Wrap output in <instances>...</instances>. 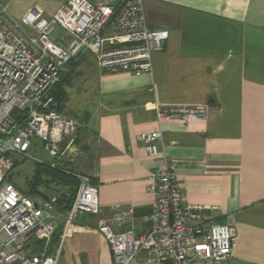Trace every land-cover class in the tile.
I'll return each instance as SVG.
<instances>
[{
	"label": "crops",
	"instance_id": "crops-1",
	"mask_svg": "<svg viewBox=\"0 0 264 264\" xmlns=\"http://www.w3.org/2000/svg\"><path fill=\"white\" fill-rule=\"evenodd\" d=\"M68 1L10 0L7 17L11 7L22 16L33 8L51 17ZM144 2L149 28L168 30L169 39L153 56L151 74L101 72L95 63V101L81 112L86 122L65 165L98 186L101 214L90 225L75 223L73 236L57 248L58 264H114L95 227L118 206L135 211L136 233L143 235L154 201L150 177L166 167L185 203L202 205L208 222L233 228L226 264H264V0ZM157 105L206 116L158 122ZM158 130L163 140L151 156L138 136ZM135 264H150L146 253Z\"/></svg>",
	"mask_w": 264,
	"mask_h": 264
},
{
	"label": "built area",
	"instance_id": "built-area-1",
	"mask_svg": "<svg viewBox=\"0 0 264 264\" xmlns=\"http://www.w3.org/2000/svg\"><path fill=\"white\" fill-rule=\"evenodd\" d=\"M9 2L0 0V264H58L59 255L47 254L49 244L60 223L64 242L73 236L80 215L101 214L98 186L89 176L75 175V201L61 215L55 200L38 203L10 181L14 157L51 168L71 158L81 125L59 111L52 92L73 59L90 53L101 72L151 74L153 56L164 51L169 32L149 28L144 0H122L119 5L69 0L51 17L32 9L21 19L27 32L8 19ZM56 27L62 33L53 38ZM155 111L158 122L192 123L206 116L201 109L157 105ZM138 140L155 156L163 137L158 130L142 133ZM40 142L52 158L49 164L31 154ZM149 190L154 201L144 218L143 235L136 233L133 209L113 206L112 215L99 223L98 233L109 244L114 264H135L141 253L150 264L228 262L235 246L233 228L208 222L202 205L185 203L169 167L151 175ZM38 242L45 243L40 252L35 251Z\"/></svg>",
	"mask_w": 264,
	"mask_h": 264
},
{
	"label": "rangeland",
	"instance_id": "rangeland-1",
	"mask_svg": "<svg viewBox=\"0 0 264 264\" xmlns=\"http://www.w3.org/2000/svg\"><path fill=\"white\" fill-rule=\"evenodd\" d=\"M13 9V13L10 14L11 21L20 28L28 31L21 24L22 15L20 13L21 10L11 7ZM33 9V8H32ZM31 9V10H32ZM48 13V12H47ZM49 17V16H48ZM62 33V30L58 27L55 29V33L53 34V38H57ZM82 55L77 58L74 64L69 69V72L66 77L65 85H66V99L62 102L63 112L66 116L77 120V122L81 125L80 130L83 128L84 124L82 120L85 118L81 112L88 109V101L91 98L95 101L94 93L96 92V80L94 77L95 71V62L93 58L89 55ZM190 110V109H186ZM34 145H38L37 140L33 141ZM43 143H39V146H35L31 151V154L34 158H39L43 160L45 163L49 164L52 162V158L49 156L47 152L43 149ZM73 155V154H72ZM69 156V155H68ZM72 157V156H71ZM16 167L11 172V182L14 183L17 187L23 190L25 193H30L28 188L31 186V181L33 180V176L35 174L36 165L39 164L35 162L33 159L22 158L19 156H15ZM42 165V164H41ZM46 166V165H44ZM51 168V167H50ZM68 169L65 165V160L60 159L58 161L57 167ZM52 168V169H56ZM70 171V169H68ZM42 178L45 182V185H42L41 191L44 193L51 194L56 189H59L60 186L56 183L52 182L50 177L47 174H43ZM47 187V188H46ZM55 189V190H54ZM34 201H38L34 196H29ZM65 216V214H62ZM64 220L63 216H61L60 222ZM95 220V216L91 214H83L78 217L76 224H87L90 225L92 221ZM63 223H60V226ZM96 232L98 233V227H95ZM57 248L53 250L52 254H55ZM73 255L75 257L76 249H73Z\"/></svg>",
	"mask_w": 264,
	"mask_h": 264
},
{
	"label": "trees",
	"instance_id": "trees-1",
	"mask_svg": "<svg viewBox=\"0 0 264 264\" xmlns=\"http://www.w3.org/2000/svg\"><path fill=\"white\" fill-rule=\"evenodd\" d=\"M76 59H73L68 64L66 75L62 78L61 82L54 88L52 92L54 99L59 105V111L62 112L63 114L64 112H63L62 102L65 101L66 96H67L66 91H65L66 89L65 81H66V77L69 72V69L74 64ZM82 122L83 124L86 122L85 118L82 120ZM43 174H47L51 178L50 180L56 183L57 185H59L60 188L56 190L54 189L55 191L52 192L51 194L42 192L40 190L42 185H45L47 183L42 178ZM32 178L33 180L31 181V186L30 188H28L30 192L29 194L25 193L23 190L20 189L24 194H26L27 196H34L38 200H42V202L55 200L54 206L56 208V211L61 215L66 214L72 208V205L75 201L76 194H77L78 187H79V180L74 175V173H72L71 171L65 168L52 169L48 166L37 164L36 169H35V174ZM62 230H63V225L58 227L51 243L49 244L47 248L48 255H53L52 254L53 250L59 247L60 242H61V234H62L61 231ZM44 245L45 243L43 242L36 243L35 251L36 252L42 251L44 248Z\"/></svg>",
	"mask_w": 264,
	"mask_h": 264
}]
</instances>
